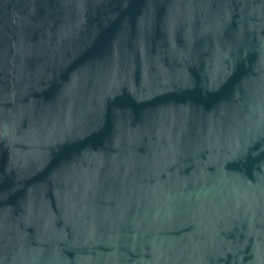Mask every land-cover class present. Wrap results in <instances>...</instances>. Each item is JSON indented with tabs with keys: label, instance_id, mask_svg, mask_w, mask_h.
Masks as SVG:
<instances>
[{
	"label": "water",
	"instance_id": "95a60500",
	"mask_svg": "<svg viewBox=\"0 0 264 264\" xmlns=\"http://www.w3.org/2000/svg\"><path fill=\"white\" fill-rule=\"evenodd\" d=\"M0 264H264V0H0Z\"/></svg>",
	"mask_w": 264,
	"mask_h": 264
}]
</instances>
